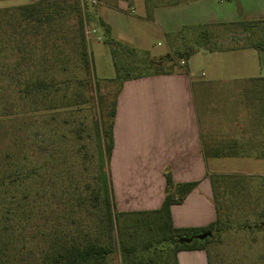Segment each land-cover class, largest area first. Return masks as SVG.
Instances as JSON below:
<instances>
[{"label": "trees", "instance_id": "16d2710c", "mask_svg": "<svg viewBox=\"0 0 264 264\" xmlns=\"http://www.w3.org/2000/svg\"><path fill=\"white\" fill-rule=\"evenodd\" d=\"M87 8L82 10L76 0H36L0 8V264H110L112 244L108 237L101 238L87 218L90 221L95 212L104 210L109 220L105 165L119 88L100 129L96 124L84 127L76 118L78 106L90 101L82 92L92 72L84 34ZM97 24L109 32L102 20ZM241 24L247 36L254 35L250 46L264 50V19ZM190 28L196 29L185 27L175 37ZM217 48L212 43L204 47ZM187 49L186 54L195 51L194 46ZM162 60L171 61V57L160 55L153 62ZM114 66L116 75L107 80L119 78L121 67L115 60ZM171 71L172 66L144 74ZM60 73L64 76L58 80ZM140 75H125L120 84ZM69 113L75 118L70 120ZM55 115L62 116V128L54 125ZM68 132L73 133L75 147L65 142ZM70 151L80 160L77 164L67 162ZM210 177L217 217L204 228L172 225L170 205L180 202L194 183L174 184L169 175L157 209L118 211L112 203L122 264H154L163 243L170 244L164 264L169 256L176 264L178 250L206 248L224 224L215 184L229 176ZM258 226L264 229V220ZM205 231L211 234L194 237ZM190 236L191 241L178 242Z\"/></svg>", "mask_w": 264, "mask_h": 264}, {"label": "crops", "instance_id": "0c3cea01", "mask_svg": "<svg viewBox=\"0 0 264 264\" xmlns=\"http://www.w3.org/2000/svg\"><path fill=\"white\" fill-rule=\"evenodd\" d=\"M133 2L103 0L96 16L111 30L108 10ZM138 2L146 12V20L160 21L158 27L169 41L185 27L229 23L240 28L242 22L254 21L236 16L230 7L218 14L211 0H170L152 7L145 0ZM195 51L181 60V68L127 78L120 84L112 118V147L105 166L108 198L118 211L159 208L166 194V175L174 184L193 182L182 200L170 205V217L176 228L199 229L217 217L210 176L225 173L221 170L226 167L222 160L264 158V75L251 73L249 65L252 54L260 50L243 44L225 50L238 54V63L229 66L225 77L216 72L198 78L188 62ZM221 52L218 47L210 54ZM216 81L226 83V126L236 131L231 130L223 140L216 139L211 120L202 123L198 106L199 92L207 95L206 87ZM208 104L206 101L207 108ZM237 105L242 108L240 112ZM245 105H250L251 114L243 111ZM175 259L176 264H211L208 247L178 250Z\"/></svg>", "mask_w": 264, "mask_h": 264}, {"label": "rangeland", "instance_id": "374dc122", "mask_svg": "<svg viewBox=\"0 0 264 264\" xmlns=\"http://www.w3.org/2000/svg\"><path fill=\"white\" fill-rule=\"evenodd\" d=\"M33 1L36 0H0V8ZM145 1L149 7H152L170 0ZM211 1L218 14L219 11L230 7L236 16L240 15L248 20L264 18V0ZM102 2L103 0H98L96 5L89 6L86 9V24L91 28H95V33L87 38L92 72L90 84L82 90L84 97H88L90 101L80 104L78 113H75L76 118L82 121L84 127L96 124L99 128L100 125L103 126L106 123L107 112L111 108V103L120 87V79L123 76L144 74L170 66L173 70L181 68L183 66L181 60L183 58L187 59L191 55L186 54L185 51L188 50L189 46H194L197 51L192 53V56L188 59L193 74L198 78H205L214 76L218 72L219 75L225 77L228 74L229 66L238 63V54H230L225 50L232 45H250L252 39H254V35L249 34L247 36L242 27L239 28V26L229 23L195 25V30L186 29L178 36H174L171 40L175 43L173 46L160 31L158 24L161 25V23L157 18L155 22L145 19L146 12L138 0H134L130 4H122L116 10H108V19L112 23V29L106 33L97 24L98 18L95 12ZM72 20L73 17L71 16L70 22ZM238 31L240 33H236ZM230 32L233 34L229 37ZM244 32L245 34L242 37L238 36ZM211 43L220 47L222 52L210 54L213 50L204 49L206 45ZM37 45L39 46L38 50H42L40 41H37ZM165 54L170 55L171 61L162 60L161 64L153 62L158 56ZM114 60L121 67L119 78L107 80L116 75ZM8 62L11 63V60L8 59ZM249 65L251 73L264 75V50L252 54ZM202 72L204 76H202ZM78 75L81 76V73L79 72ZM63 76L64 74L60 73L56 78L58 80L63 79ZM225 85L224 81L212 82L209 87H206L207 95H202L199 92L198 96L202 123L204 124L207 119L211 120L218 135L216 139L220 140H223L224 135L227 133V136H229L231 130L236 132L235 128L230 129L226 126L227 120H225L223 108ZM71 94L72 88H69L68 95ZM206 101L209 103L208 108ZM236 109L240 112L242 108L237 105ZM245 109L248 114L253 112L250 105H245L243 111ZM209 110L210 112H208ZM67 116H70V120L75 118L71 117L73 115H70V113ZM61 121L62 116L55 115L53 123L57 128H62ZM81 141L77 143L80 144ZM86 141L89 142V139H85ZM65 142L69 148L76 146V140L72 132L67 133ZM100 144L103 145L101 136ZM90 145L91 150H94V143ZM67 156L68 163L77 164L80 161L71 151ZM222 162L226 163V167L221 169L225 171L222 174L229 177L224 182L217 180L215 184V201L218 204L220 218L224 224L222 230L218 234H214L207 245L211 264H264V229L259 230L258 228V223L264 220L262 214L264 211V204L262 203L264 200V158L257 161L227 159L222 160ZM233 171L250 172L252 174L242 175ZM107 201L110 210L108 222L104 218L106 217L104 210L95 212L90 217V221L88 218L87 221L93 225L95 231L101 234L103 240L108 237L107 240L111 242L113 252L110 264H122L118 250L112 201L110 199ZM168 245L170 244L163 243L159 245L162 252L157 257L158 259H155V261L157 260L156 264H164L163 260ZM166 259L168 260L166 264H173L171 256Z\"/></svg>", "mask_w": 264, "mask_h": 264}, {"label": "built area", "instance_id": "2783aa9c", "mask_svg": "<svg viewBox=\"0 0 264 264\" xmlns=\"http://www.w3.org/2000/svg\"><path fill=\"white\" fill-rule=\"evenodd\" d=\"M81 9L84 10L86 7H89V6H94L98 3V0H76ZM92 33H95V28H91L89 27L86 22L84 24V34H85V37L86 39L92 34ZM181 63H183V61H181Z\"/></svg>", "mask_w": 264, "mask_h": 264}, {"label": "water", "instance_id": "95a60500", "mask_svg": "<svg viewBox=\"0 0 264 264\" xmlns=\"http://www.w3.org/2000/svg\"><path fill=\"white\" fill-rule=\"evenodd\" d=\"M233 33H229V37L232 35ZM245 34V32L243 33V34H239L238 36H242V35H244ZM195 50H197V49H195ZM211 234V232L210 231H205V232H202V233H199V234H197V235H195L194 237L195 238H197V239H203V238H205L206 236H208V235H210ZM192 238L193 237H183V238H180V239H178V242H189V241H191L192 240Z\"/></svg>", "mask_w": 264, "mask_h": 264}]
</instances>
